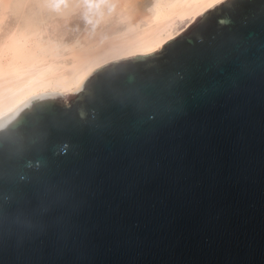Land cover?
<instances>
[{
	"label": "water",
	"instance_id": "1",
	"mask_svg": "<svg viewBox=\"0 0 264 264\" xmlns=\"http://www.w3.org/2000/svg\"><path fill=\"white\" fill-rule=\"evenodd\" d=\"M0 264H264V0L2 118Z\"/></svg>",
	"mask_w": 264,
	"mask_h": 264
},
{
	"label": "bare ground",
	"instance_id": "2",
	"mask_svg": "<svg viewBox=\"0 0 264 264\" xmlns=\"http://www.w3.org/2000/svg\"><path fill=\"white\" fill-rule=\"evenodd\" d=\"M220 1L164 0L133 22L114 0H0V120L35 95L70 94L110 62L159 50ZM97 8L108 14L106 26L109 15L117 25L86 45L85 30L72 32L69 23L84 13L86 26Z\"/></svg>",
	"mask_w": 264,
	"mask_h": 264
},
{
	"label": "rangeland",
	"instance_id": "3",
	"mask_svg": "<svg viewBox=\"0 0 264 264\" xmlns=\"http://www.w3.org/2000/svg\"><path fill=\"white\" fill-rule=\"evenodd\" d=\"M115 2H117V6L119 9H121V11H123L124 13L128 12L129 13H133L134 17H133V22H138L139 19H142L144 16L151 14L152 12H154L156 10L157 7H159L158 5L161 6V2L164 0H114ZM131 3V4H130ZM127 4V5H126ZM136 5V7H135ZM139 7H138V6ZM141 5V6H140ZM133 6V7H132ZM143 6V7H142ZM141 7V8H140ZM148 7V8H147ZM126 8V9H125ZM131 8V9H130ZM143 8V9H142ZM131 11H130V10ZM134 10V11H133ZM138 10V11H136ZM149 10V11H147ZM140 12L142 14H140ZM103 13V14H102ZM140 14V15H139ZM112 21V26H106L107 24L105 22H107V18L108 14L104 13L103 10L101 8H97L94 10V15L91 18V22L89 21V23L85 26V23L87 22V18L88 15L81 13L79 14V16H77L73 21H71L69 24L72 27L74 32L75 30H85L83 32V40L84 43L86 45H88V43L93 42L94 40L100 38L101 36H103L104 34L108 33L111 29H113L114 27H116V23H115V15H109ZM114 22V23H113ZM96 23V24H95ZM108 23V22H107ZM140 23V22H139ZM79 24V25H76ZM95 24V25H94ZM79 28H78V27ZM101 26V27H100ZM184 26V23H181L180 27ZM76 27V28H75ZM96 28L99 30H96ZM100 28V29H99ZM102 28V29H101ZM104 28V29H103ZM108 28V29H107ZM104 30V31H103ZM102 31V32H101ZM90 33V34H89ZM95 33V34H94ZM86 36V37H85ZM94 36V37H93ZM100 36V37H98ZM85 38V39H84ZM90 38V39H89ZM94 38V40H93ZM88 40V41H87ZM87 41V42H86Z\"/></svg>",
	"mask_w": 264,
	"mask_h": 264
}]
</instances>
